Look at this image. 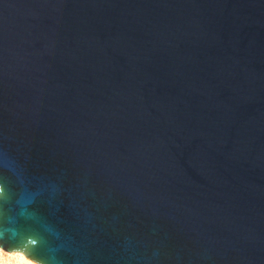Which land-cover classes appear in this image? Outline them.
Returning <instances> with one entry per match:
<instances>
[{"label":"water","instance_id":"1","mask_svg":"<svg viewBox=\"0 0 264 264\" xmlns=\"http://www.w3.org/2000/svg\"><path fill=\"white\" fill-rule=\"evenodd\" d=\"M0 246L264 264V0H0Z\"/></svg>","mask_w":264,"mask_h":264},{"label":"bare ground","instance_id":"2","mask_svg":"<svg viewBox=\"0 0 264 264\" xmlns=\"http://www.w3.org/2000/svg\"><path fill=\"white\" fill-rule=\"evenodd\" d=\"M2 251H5L8 254L14 256V258L18 261V264H40L34 259L26 256L25 253L22 251H19V250L8 251L0 246V254Z\"/></svg>","mask_w":264,"mask_h":264},{"label":"rangeland","instance_id":"3","mask_svg":"<svg viewBox=\"0 0 264 264\" xmlns=\"http://www.w3.org/2000/svg\"><path fill=\"white\" fill-rule=\"evenodd\" d=\"M0 264H18V261L14 258V256L2 251L0 254Z\"/></svg>","mask_w":264,"mask_h":264}]
</instances>
